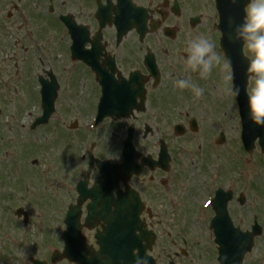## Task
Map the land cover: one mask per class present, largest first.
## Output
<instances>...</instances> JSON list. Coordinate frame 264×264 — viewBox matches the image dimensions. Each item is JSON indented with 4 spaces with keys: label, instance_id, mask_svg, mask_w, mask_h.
<instances>
[{
    "label": "rangeland",
    "instance_id": "374dc122",
    "mask_svg": "<svg viewBox=\"0 0 264 264\" xmlns=\"http://www.w3.org/2000/svg\"><path fill=\"white\" fill-rule=\"evenodd\" d=\"M4 3L5 6V2ZM3 7H0L2 9ZM21 23H19L17 26H19ZM10 25H12V28H10ZM16 26L13 23H10L7 25L6 29H0V110L6 109V113L4 116L0 117V175H3L5 177L6 175H10L14 172L13 177L19 176L21 178L23 175L26 174V169L22 168L23 164V158L24 157V166H27V169H31V173L37 172L41 169L43 165L47 166L49 169H51L49 172L53 171L54 168H52V165L58 166L59 163H57V159L59 158V153H64L66 147H59L57 148V144L54 143V140L50 141L49 144L46 145V147L43 145L47 140L51 139V136L54 134V131L56 129V124L61 122L62 120L66 122L68 125L70 123V119L66 118V114L62 111H58L57 114H55L50 122L45 127H39L35 130H32L30 127L31 122V116L27 117L26 114H23L24 111H28L31 113H35L37 109V104L35 103V100L32 98L30 94H28L25 86L27 85V78L24 77V71L23 72H17L16 69H14L13 65L16 62V59L11 60L14 58V54L17 53L18 61L20 62L24 58V53H22V41L25 37L23 30H16ZM27 33V32H26ZM19 39V41H18ZM18 42V44H16ZM27 46H29L27 44ZM168 64H171V58L165 57ZM173 72L176 74V71H170V73ZM221 78L223 82L225 83V80L223 79V75L221 74ZM171 85L170 83H167V86ZM173 87V85H172ZM174 88V87H173ZM79 90L83 91L84 89H87V87H80ZM224 89L222 86L218 88L217 95L220 99V105L222 103V107H224V101H222L221 97L224 94ZM172 100H174V97L170 96ZM208 104V101H206ZM181 104H178V108H174L173 114H170L169 117L165 120H163V117H158L156 119H150L151 126L156 124L161 128L160 134L163 135L164 133H167L169 125H171L173 122L180 120L181 118H177V114L175 110H181L188 105H184L180 107ZM15 112V116L12 114ZM207 111L202 110L201 114H205ZM230 119H235L234 115V108L231 103V110L229 111ZM226 118L229 119L227 115H223L221 117H217V123L219 124L221 119ZM89 119H86L85 121H88ZM72 121V119H71ZM165 121V122H163ZM62 128L64 130L65 127ZM123 123H121L119 126H122ZM113 125L107 126L104 129V133L107 135L108 139L105 137V141H108L109 144H111V147L109 149V154H113L116 152V144L119 142V136H112L113 133ZM117 130L116 133L123 135L121 128H115ZM167 131V132H165ZM237 133L239 135V128H229L228 134L229 137H236ZM81 135L79 136V140ZM96 137V136H94ZM154 137H157V133H154ZM111 139V140H110ZM192 140L191 137H189L186 141L183 140V144L189 143ZM182 140H179L176 142L177 145L182 144ZM203 141L202 139L191 143V145L196 146L199 142ZM232 142V139H231ZM82 143L78 142V145L74 144L75 150L79 153L81 151L80 146ZM152 142L148 143L147 146H151ZM204 150L201 151V147L199 146V151L197 149H194L193 151H189L186 149H176L175 154L177 161L174 164V169L172 173V186L175 190L178 191V187H180L178 193H176V197H172V195H166V197H162L158 200V198H155L154 200L157 201V206H154L155 212L161 211H168L169 204L175 200L178 201L181 199V196L183 193H186V187L189 186V179L191 178L194 183L198 186L199 192L202 194L204 191L203 185V179L209 178L210 172L214 165L216 164V161L219 160H226L227 163L232 164V161L227 157L230 156V152L228 151V148L226 144L219 147L217 150L210 151V153H213L212 156H209L207 158H203L202 156H205L206 154V147L205 144ZM231 147H233L231 145ZM25 153H29L25 155ZM255 157L253 158L254 161H260L263 159V155L259 151L255 153ZM110 156V155H108ZM201 159H206L204 162H202ZM239 160V159H238ZM56 161V163H55ZM252 162V164H253ZM68 163L63 162L64 171ZM29 167V168H28ZM56 168V167H55ZM10 170V171H9ZM229 168L227 167V175L226 178L229 179L230 176H232L234 173H229ZM61 171V169L59 170ZM57 172L60 173V172ZM258 173V174H257ZM22 175V176H21ZM11 176V175H10ZM52 175L46 176L47 178L44 179L42 177L36 176L34 178V174L31 177L25 178V181L28 182V184L31 187V190H34V187H36L35 182L37 184L42 186V193L44 191H47V187L49 185V182L51 181ZM250 178L252 179L251 182H248L249 184L255 183L256 187H262L264 184V175H260L259 171L253 170L251 172ZM58 179V178H57ZM6 180L11 183V185L14 187L15 190L20 191V194L25 195L30 190V187L28 184L20 181L19 183H16V180L12 177H6ZM56 181V180H55ZM41 182V183H40ZM62 185H57L56 187V194L61 198V204L70 201L68 197H70V186L69 184L64 183V181H61ZM5 184V183H3ZM3 184L0 185V194H4L6 192H9L10 186L8 185V188H4ZM34 186V187H33ZM152 185H149L145 188L146 191H148ZM50 188V187H49ZM54 189V188H52ZM175 190H172L175 192ZM256 188L251 189L253 191V194H255L258 199H260V194L256 193ZM36 192V190H34ZM6 195V194H5ZM43 195V194H42ZM151 195L144 194V197L149 199ZM67 198V199H66ZM41 202L35 201L34 198H31V195H26L20 199H9L7 200V197L4 196L5 205L7 204V211H3V202L0 204V215L1 218L4 216L6 212H8L5 216H8V221L10 222L9 230L5 231L0 228V264H28L27 263V256L16 255V250L18 248L24 249L26 245H24V239L21 240V244L19 246H12L14 242L11 237L16 238L17 234H20L21 236H26V233L30 231V234L32 232L34 233L33 241L40 247V245L46 240L47 237V231L44 229H38L35 231H32L33 229H29V223L31 224V219L28 222L27 226L23 224L22 219H18L14 212L15 210L20 207V205H24L28 208L33 207V205H36L39 209L46 210L48 206H46L47 202L43 198H37ZM40 203V204H36ZM53 204V203H52ZM67 205V203H66ZM52 212V211H51ZM251 212V211H250ZM248 212H245L243 216H246ZM174 214H171V219L169 222H173L176 225L177 230L175 231V228H171L166 222L170 218L168 215L160 216L158 213V226L157 231L160 234V240L159 244L157 245L156 251H158V254L160 255V261L161 264H208L205 259L201 257H193L191 256L190 252L194 251V248H187L185 245H183L181 242H175L172 243V238L177 235V231L179 229V224L177 217H174ZM241 215V212H239ZM246 218V217H245ZM6 218L3 220L4 224L6 223ZM34 220H32L33 222ZM42 222V221H41ZM156 222L155 220L153 221ZM33 224V223H32ZM179 225V226H178ZM35 226H41L35 225ZM1 227V225H0ZM181 227V226H180ZM23 228V229H22ZM188 235H193L196 233V230L193 228H188L185 230ZM178 237V236H177ZM166 238L171 240H166ZM19 241V240H18ZM175 246L173 247L172 244ZM201 248V247H198ZM43 249V246H41V250ZM52 249V246H50V250ZM189 251L188 259H183L181 256L175 255V251L177 253H180L181 250ZM261 248L258 247V249L249 257L248 264H264V245ZM26 250H29L27 247ZM47 249L45 247L43 254L46 253ZM36 256L44 257L43 254L39 253V250H35ZM33 254V252L29 253ZM28 254V255H29ZM198 258L201 259L198 261ZM256 263H255V262Z\"/></svg>",
    "mask_w": 264,
    "mask_h": 264
},
{
    "label": "clouds",
    "instance_id": "9594fccd",
    "mask_svg": "<svg viewBox=\"0 0 264 264\" xmlns=\"http://www.w3.org/2000/svg\"><path fill=\"white\" fill-rule=\"evenodd\" d=\"M232 3H237V0H232ZM228 35L251 53L248 57V72L253 74L251 79L254 84L248 96L249 112L257 125H264V0H247L242 21L235 24ZM185 53V71L198 72L203 78H207L214 67L219 66L224 71L230 64L214 49L211 38L204 34L189 39ZM223 79H232L230 69L224 72ZM175 85L180 89H191L196 98L204 91L187 78H178ZM238 92L236 89L235 94ZM16 255H24L23 250L18 248ZM134 264H147V261L144 257L137 256Z\"/></svg>",
    "mask_w": 264,
    "mask_h": 264
},
{
    "label": "flooded vegetation",
    "instance_id": "af4514ba",
    "mask_svg": "<svg viewBox=\"0 0 264 264\" xmlns=\"http://www.w3.org/2000/svg\"><path fill=\"white\" fill-rule=\"evenodd\" d=\"M39 0H36L35 2H37ZM165 22H167L169 20V15L168 14H164L163 15ZM88 26L91 32H89V39L87 40V43L85 45V48L88 50L89 48H91V44L95 43V36L97 35L98 32V23L95 20V15L93 14L89 21H88ZM179 32V30H178ZM102 34V39L101 42L99 43L100 48L102 49V54L98 59V64L101 66V68H103L104 66H107L104 70L106 72L107 76H110L112 73L115 75L116 78H118V72H121L124 76H127L131 71L136 70L137 67L136 65H138L139 69H140V58L138 59V63L135 64L134 61L136 60L135 57V53L136 51H141V39L140 36L138 34L137 31L132 30L128 33L127 37L128 39H131V41L126 45L123 46L124 42L120 43L119 45L116 44V42L114 43V46L116 47L115 49L113 48V44H111V41H113L114 37L116 36V31L111 29L105 30L103 32H101ZM178 36H176L175 38H177ZM187 45V44H186ZM123 46V49L128 51L130 53L129 55V60L125 59V54L123 51H119V48ZM173 53H175L173 51ZM184 54V53H183ZM113 58L116 62V66H117V70L113 71V68L109 65V61L110 59ZM132 65V69L128 72L123 71L124 67L127 68V66ZM91 75L94 77V80H97V76L91 71ZM89 112H93L94 111V104H92L88 110ZM152 111H146L144 114L138 113L135 114V119H139L142 117V115L147 116L148 114H150ZM141 114V115H139ZM156 179V178H155ZM154 178H152V180H155Z\"/></svg>",
    "mask_w": 264,
    "mask_h": 264
},
{
    "label": "water",
    "instance_id": "95a60500",
    "mask_svg": "<svg viewBox=\"0 0 264 264\" xmlns=\"http://www.w3.org/2000/svg\"><path fill=\"white\" fill-rule=\"evenodd\" d=\"M77 231H78V218H77L76 215H74L72 218H70V233H69V235H70V241L68 242V247H67V249L65 251V253H66L65 256L68 257L70 260H74V258L72 256V253H71L72 250H74V249L80 250L79 249V246H78V248H75L74 247V243L73 242H74V238L75 237H72V235H75L77 233ZM83 252L84 253L87 252V255H92L91 250L89 248H87L86 251L84 249ZM79 263L80 264H89V263H87V261H85V262H79Z\"/></svg>",
    "mask_w": 264,
    "mask_h": 264
}]
</instances>
